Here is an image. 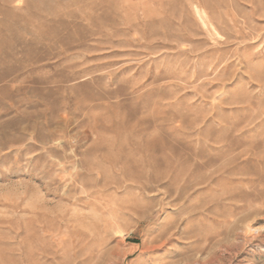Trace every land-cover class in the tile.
Segmentation results:
<instances>
[{
	"label": "rangeland",
	"instance_id": "rangeland-1",
	"mask_svg": "<svg viewBox=\"0 0 264 264\" xmlns=\"http://www.w3.org/2000/svg\"><path fill=\"white\" fill-rule=\"evenodd\" d=\"M0 264H264V0H0Z\"/></svg>",
	"mask_w": 264,
	"mask_h": 264
},
{
	"label": "bare ground",
	"instance_id": "bare-ground-1",
	"mask_svg": "<svg viewBox=\"0 0 264 264\" xmlns=\"http://www.w3.org/2000/svg\"><path fill=\"white\" fill-rule=\"evenodd\" d=\"M44 1V0H43ZM44 8V7H43ZM48 8V7H47ZM2 10V9H1ZM50 32V31H49Z\"/></svg>",
	"mask_w": 264,
	"mask_h": 264
}]
</instances>
